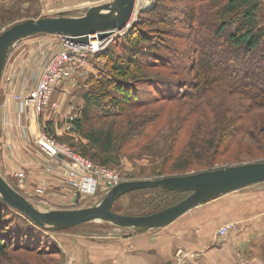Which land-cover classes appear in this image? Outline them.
I'll use <instances>...</instances> for the list:
<instances>
[{"label": "trees", "instance_id": "trees-1", "mask_svg": "<svg viewBox=\"0 0 264 264\" xmlns=\"http://www.w3.org/2000/svg\"><path fill=\"white\" fill-rule=\"evenodd\" d=\"M179 1L185 2L186 7ZM167 3L180 7L169 16ZM212 4L219 6L215 16L206 12ZM182 8L186 17H182L181 23L189 33L195 34L196 28H203L214 39L224 38L226 45L240 53L254 54L261 49L264 42L261 0H159L149 17L143 14L130 31L93 56L105 62L106 74L96 81L89 79L88 89L82 94L84 107L78 118L68 121L70 134L82 140L77 146L70 140L68 147L72 151L108 170L119 167L123 153L162 158L148 172L139 168L135 174L128 175L130 180H142L209 171L218 167L221 162L218 157L228 156L232 150L230 162H240L244 155L255 157L250 144L253 140L264 146V78L259 84L246 83L243 79L248 77L247 72L218 64L205 50L204 43L195 38L197 35L186 49L187 53L195 54L191 65L186 63L180 69L174 63V54L178 53H172V57L164 52L170 49L166 45L169 38L177 34L173 30L178 26L174 12ZM161 26L170 29L161 30ZM155 69L186 73L191 79L190 90L183 91L187 81L175 83L165 73H149ZM177 85L178 90L172 91ZM220 92L228 98L230 95L238 98L247 107L234 108V101L227 100V104L221 103L222 107H213L211 97ZM165 103L176 107H158L156 112L150 107ZM105 121H111V125L96 127ZM44 129L50 133L48 124ZM241 137L249 142H243ZM187 194L162 189L129 193L125 195L130 198L128 215L159 212ZM42 231L0 199V259L7 257L8 250H23L36 256L50 254L49 250H42L45 244Z\"/></svg>", "mask_w": 264, "mask_h": 264}, {"label": "rangeland", "instance_id": "rangeland-1", "mask_svg": "<svg viewBox=\"0 0 264 264\" xmlns=\"http://www.w3.org/2000/svg\"><path fill=\"white\" fill-rule=\"evenodd\" d=\"M109 1L111 0H0V34L12 25L29 19L36 20L39 18L58 16L79 17L83 15L89 7ZM158 1L159 0H138L133 25L139 21L140 17L143 14L147 13L145 16L149 17L148 15L151 14L149 12L156 8ZM261 1L264 3V0ZM179 2L183 8L186 7L185 2ZM166 6L168 7L167 13L169 16H171V13L175 8L180 7V5H176L175 7L174 5H170L169 3H167ZM217 7L219 6H216L214 4L209 5L206 10L207 14L210 16H215V13L218 9ZM183 8L178 9L176 12H174V16L178 18V20L174 21L178 26H175L173 30H175L177 34H175V36L173 35L172 39L169 38L170 41H168L169 43L167 42L166 44L170 47L171 50L167 48L168 50L164 51L168 56H172V53L174 52L178 53L174 54V63L177 65V67L179 66V68L182 69L185 67L186 63V66H189L194 61L195 54L187 53L186 49L190 48L189 44L191 43L193 37L197 35L195 38L202 42V44L204 43L205 50L213 55L218 64H223L225 65V67H232V69H236L237 71H240V73L245 74V72H247L249 74L248 77L246 79H243V81H246V83L252 81L259 84L261 82V80L264 78V42L262 43V47L259 51H256V53L254 54H247L240 53L241 51H235L233 48H230L225 44L224 38L214 39L211 35L209 36L208 33L204 32L203 28H196L194 30L195 34L191 32L189 33V29L183 23H181L182 17H186L185 10H183ZM133 25L131 26V28L133 27ZM161 27V30L170 29V26ZM124 34L126 33H118L113 39ZM34 41L36 42V40L33 39L23 41L18 45L16 49L32 45ZM210 43L212 46L209 45ZM10 67L11 63L9 62L7 67L5 68V71L8 70L9 72ZM5 73L2 77V85L5 84ZM149 73L158 75V73L163 74L165 72L163 70L155 69L149 71ZM254 73L256 74V77L255 75L252 76V74ZM104 74H106L105 62L103 60H95L92 58L89 59L88 67L85 72L75 75L70 81L69 86H67L65 90H61V88L59 90H56L58 93L64 95L60 98L61 100L58 101L61 106L58 107L56 111H54L51 107H47V111L42 114L41 118V125H43V127L46 124L50 123L49 135L54 136L56 141L58 139L64 141V144H66L67 146L69 145L70 140L72 141V143H75L76 146L82 141L80 137L70 134V125L68 124V121H70V119L74 120L79 117L80 111L84 107L82 94L88 89L89 85L87 82L89 81V79L92 78L96 81ZM165 74L170 75L171 79H173L175 83L187 81L185 83V87L183 86L182 88L183 91L190 90L189 87L191 85L189 84V82L191 83V79L190 76H188L186 73L178 74L168 71ZM244 74H240L239 76H243ZM172 88V91H177L178 85L173 86ZM229 97L230 98H228V96L225 95L224 92H220L216 96L213 95L211 97L213 107H222L221 103L226 102L225 100H227L228 102L234 101V108L247 107L246 104L240 103V101H238V98L231 95ZM228 102H226V104ZM150 107L154 110V112H156L158 107L176 106L165 103L153 104ZM109 125H111V121H105L96 124V127L107 128ZM252 132L254 131L252 130ZM18 139L20 143L23 142L19 137ZM63 139H66L67 141ZM241 139L243 142H249L246 137H241ZM61 141L59 142L63 143ZM250 144L254 147L253 149L255 150V157L244 155L243 159H241L240 162H230V156L234 153V151L232 150V152L229 153L228 156L217 158L221 162L217 164L218 167L215 169L246 163L264 162V146L258 144L256 140H253ZM25 145L26 144H24V146ZM24 146H21L17 149L20 155L24 156L28 154L29 156H38L33 145L31 147H28L26 145V148H24ZM259 148H261V151L258 150ZM135 154V152L121 154L122 157L119 167H113L111 169V171H114L121 176L123 182L133 181L128 179V175L135 174L136 170H138L139 168H145L146 172H148L147 170H149L151 166L156 167L162 160V158H152L147 155H143L142 153L136 154V157L131 159L132 156H135ZM85 159L90 161L87 158ZM194 172L195 171H191L190 174H195ZM0 173L2 174L1 171ZM159 178L164 177H150L149 179L142 180H155ZM16 181L19 184L24 183V181ZM31 184L35 185L36 189L32 190ZM11 186L16 191L18 190L13 184ZM19 190L27 194H30L32 192L33 195H31L32 197H27L28 195H23L21 192H19ZM19 190L18 192L21 195L32 202V204L38 209L43 211L87 208L96 205L102 199L98 198L97 201L86 200L78 202L75 197V193L71 188L67 189V193H63L53 190V186L49 183L41 184L36 182L34 179H31L28 182L26 181L24 184H22ZM46 190L47 192L49 191V194L51 193L50 195H52V197H49V195H47L48 193L46 192ZM235 192L242 194L240 197V199L242 200L238 203L242 204L243 207L238 208L236 211L232 209L227 210L228 208H226L225 210L223 209L225 206H232L233 204L231 203H227L228 205L220 207L221 209H218V211H216L217 213H214L212 217V226L214 225L213 227H217L216 229H214V231L209 233V235L211 236L208 240L206 238L207 243H205V245L201 247H197V245H194L195 243H191L186 246H179V248H177L176 251L173 252L171 259H166L167 261L171 260L169 264H264V183L257 184L245 188V190L241 189ZM235 194L237 193H234L233 195ZM252 198L257 199L256 202L251 201ZM73 199L75 200L73 201ZM46 201H48L49 203H47ZM219 201L220 202L218 203H221L222 200ZM208 207L209 206H207V208ZM205 208L206 206L201 205V208H198L199 210H197V208L192 210L193 212H189L190 214H187L186 217L189 219L190 217L192 218L193 215L192 219L194 220V222H196L198 213H202L203 209ZM112 210L119 214L128 215L129 213H131L130 198L128 196L120 198L114 203ZM227 219L230 220L224 223L223 221ZM219 222H221L222 224ZM227 224L233 225L235 229L230 231L225 238L218 240V229ZM191 230L196 233V226L194 225V228H192ZM158 232H162V230L150 233L153 234ZM40 233L45 239L44 246H40L42 247L43 251L49 250L50 254H46L45 257L44 255L36 256V254L23 250H8V253L6 255L7 257L0 259V264H93L92 261H94V259L100 258L99 256L109 252V248L107 246H110V252L109 255L104 258V260L109 259V263L107 264H119L117 258H110L119 249L117 247L119 246L118 242L123 241V239H125L127 236L135 235L134 232L130 230L118 229L106 223H91L60 232L42 231ZM233 237H241L242 239H240L241 241H238ZM47 246L48 248H46ZM130 247V245H127L125 248L130 250ZM87 256L90 257V260ZM98 264L104 263L99 262Z\"/></svg>", "mask_w": 264, "mask_h": 264}, {"label": "water", "instance_id": "water-1", "mask_svg": "<svg viewBox=\"0 0 264 264\" xmlns=\"http://www.w3.org/2000/svg\"><path fill=\"white\" fill-rule=\"evenodd\" d=\"M136 2L111 0L89 7L79 17L29 19L7 28L0 34V85L8 59L21 42L47 35L64 36L79 44H87L91 36L99 41L113 40L131 21ZM261 183H264V162L246 163L184 176L124 181L112 187L94 206L43 211L16 191L0 173V199L44 232L106 223L134 234H147L168 227L188 212L223 195ZM148 189L188 194L178 203L153 214L130 216L112 210L114 203L125 195Z\"/></svg>", "mask_w": 264, "mask_h": 264}, {"label": "built area", "instance_id": "built-area-1", "mask_svg": "<svg viewBox=\"0 0 264 264\" xmlns=\"http://www.w3.org/2000/svg\"><path fill=\"white\" fill-rule=\"evenodd\" d=\"M137 3L138 0L131 21L118 33L130 30ZM33 40L36 42L32 45L15 49L8 59L7 65L10 62L11 67L9 72H4L5 84L2 85L1 80L0 85L3 124L8 129L11 123L9 115L13 116V128L20 140L28 147L33 145L42 157L40 166L43 171L71 188L78 202L97 201L112 187L123 182L121 176L86 160L66 144L56 141L41 126V118L47 107L58 108L57 104L51 103L54 91L60 85L69 83L75 75L84 73L89 59L104 50L112 39L99 41L91 36L87 44H79L64 36L47 35ZM15 177L23 182L26 173L18 169ZM234 229L230 224L218 229V240Z\"/></svg>", "mask_w": 264, "mask_h": 264}, {"label": "crops", "instance_id": "crops-1", "mask_svg": "<svg viewBox=\"0 0 264 264\" xmlns=\"http://www.w3.org/2000/svg\"><path fill=\"white\" fill-rule=\"evenodd\" d=\"M69 83L60 85L56 90H59L60 88L61 90L62 89L65 90V88L69 86ZM56 90L54 91L51 97V103L57 104L58 107H60L61 105L58 101H60L61 100L60 98L63 97L64 95L58 93ZM9 117L11 123L9 128L6 129V127L3 124V112L0 111V171L2 172V176L4 177V179L10 185L13 184L18 190L22 186V184H24L26 181L28 182L29 180L34 179L36 182L41 184L49 183L50 185L53 186V190L55 191L67 193V189L69 188L64 186L62 182L53 175L47 174L43 171L42 167L40 166L41 165L40 160L42 157L38 153H37L38 156H29L28 154L22 156L19 154L17 149L21 146H24L25 143L24 142L20 143L18 139L19 137L18 132L16 131L15 128H13V123H14L13 116L9 115ZM48 125L50 126V123H48ZM4 128L6 130L5 132H4ZM25 146L24 148H26ZM18 169H21L26 173V180L22 184H19L16 181L17 179L15 177V171ZM31 189L32 190L36 189V186L31 184ZM19 192H21L23 195L26 196L28 195L27 197H32L31 195H33L32 192L30 194L24 193L23 191L20 190ZM47 193L49 197H52V195H50L51 193L49 194V191ZM234 193L237 194L233 195ZM234 193L232 192L223 195L218 199L210 201V203L203 205L206 206V208L207 206L209 207L207 209L206 208L203 209L202 213H198L197 215L198 218L196 222H194V220L192 219L193 215L192 218L190 217L189 219L186 217L187 214L193 212L190 211V213L188 212L187 214L179 218L177 221H175L168 227L161 229L162 232L153 233V234L152 233L135 234L132 236H127L125 239H123V241L118 242L119 246L117 247L119 249L110 258L113 257L117 258L119 264L120 263L169 264L171 260L167 261L166 259L167 258L171 259L173 252L176 251V249L179 248V246H186L191 243H195L194 245H197V247L204 246L205 243H207V240L211 236L209 235V233L214 231V229H216L217 227V226L213 227L214 225L212 226L213 224L212 217L214 213H217L216 211H218V209H221L220 207L224 205H228L227 203H231L233 205L229 207L225 206L223 208L224 210L228 208L227 210L232 209L236 211L238 208L243 207L242 204L238 203L239 201L242 200L240 199L242 194H239L238 192H234ZM74 200L75 199H73V201ZM219 200H222L221 203H218L220 202ZM256 200L257 199L252 198L251 201L256 202ZM46 202L49 203L48 201ZM198 208L200 209L201 206L197 207V210H199ZM179 220H183V221H179ZM228 220L230 219L224 220L223 222L225 223ZM194 225L196 226L197 229L196 233H194L191 230L192 228H194ZM233 238H235L238 241H241L240 239H242L241 237L239 238L233 237ZM127 245L131 246L130 250L125 248ZM107 247L109 248V252H110V246ZM109 252L99 256L100 258L94 259V261H92L93 264H98L99 262L104 264L109 263V259L104 260V258L109 255ZM93 254H97V253H93ZM88 259L90 260V257H88Z\"/></svg>", "mask_w": 264, "mask_h": 264}]
</instances>
